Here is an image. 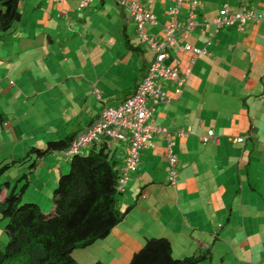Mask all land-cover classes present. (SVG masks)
<instances>
[{
	"label": "crops",
	"instance_id": "crops-1",
	"mask_svg": "<svg viewBox=\"0 0 264 264\" xmlns=\"http://www.w3.org/2000/svg\"><path fill=\"white\" fill-rule=\"evenodd\" d=\"M137 1L155 17V23L145 22V32L157 39L163 38V25L170 19L168 9L175 0ZM189 1L182 0L176 20H185ZM195 1L199 24L186 35L179 33L177 38L180 44L204 46L206 52L193 57L184 48L168 49L170 55L163 64L176 66L181 74L187 72V78L182 87L170 80L159 81L169 101L156 104L151 119L171 132L172 149L177 157L176 182H168L166 143L163 135L156 134L153 145L140 151L137 168L129 173L123 190L117 195L116 206L125 214L109 232L112 236L109 241L116 240L119 249L125 241L129 258L149 236L168 238L176 257L206 254L208 257L199 262L208 259V264L214 262L215 256L223 260V250H218V254L213 248L216 241L224 240L225 246L229 245L234 251L248 248L249 256L253 247L257 252L259 247H264V0ZM26 3L27 0H20L17 6L19 9L22 5L28 6L32 12H40L36 20L44 24L43 27L54 26H48L54 33H45L50 46L54 47L57 40L62 43L56 50L51 47L44 50L42 32L15 33L17 22L0 35V55L9 57L18 46L20 51L26 44L28 52L34 46L30 39L39 36L36 41L40 42L39 48L44 53L38 60L51 64V55L57 57V67L44 65L41 68L37 62H32L33 66L18 67L19 71L29 72L28 77L34 80L23 86L27 89L22 94L25 102L31 95H46L50 99L45 103L48 113L52 114L42 127L45 131L40 135L42 138L36 139L42 145L48 139L71 132L78 135L99 119L105 105L123 101L144 75L154 52L136 39L135 23L116 0H91L86 6H81L80 0H29V5ZM241 4L251 8L255 15L242 29L217 28L212 24L213 16L223 5L235 9ZM81 8L96 11L95 22L89 21ZM101 17L105 22L100 29ZM72 18L85 22L83 29L77 26L74 32L78 31L76 36L80 39H76V45L79 42L77 46L85 53L87 66L74 63L78 62L71 57V50L75 48L66 44L68 34L59 31L62 23L66 29ZM91 23L97 25V31H87ZM125 38L129 39L128 43L136 42L138 48H127ZM65 61L70 62L71 67L64 68ZM5 77L0 79V89L2 94H8L9 101L0 111V145H6L0 147V163L19 157L14 143H20L19 132L24 130L18 125L26 112L24 109L20 113L19 83ZM53 102H57V110L52 108ZM30 107L31 104L27 109ZM209 129H213L217 139L203 141L201 136ZM179 130H185L186 134H179ZM240 136L243 140L237 141L235 138ZM126 145V140H120L111 146L118 172L123 166ZM30 146L34 144L21 143L19 149L26 150ZM91 147L97 148L98 142L84 150L89 151ZM47 156L54 157V160L48 159V164L56 169L40 171L41 176L37 172L43 166L40 164L46 162V156L37 160L26 188L32 190L28 194L31 201L36 202L35 198L43 195L41 191L47 195H43L45 200L49 199L58 174L68 167L69 156L65 152ZM16 176L4 180L11 183ZM4 193L5 189L1 197ZM229 231L234 242L223 237ZM241 255L234 264L252 263ZM257 257L259 264H264V249H260Z\"/></svg>",
	"mask_w": 264,
	"mask_h": 264
},
{
	"label": "trees",
	"instance_id": "trees-1",
	"mask_svg": "<svg viewBox=\"0 0 264 264\" xmlns=\"http://www.w3.org/2000/svg\"><path fill=\"white\" fill-rule=\"evenodd\" d=\"M19 1L0 0V35L21 20ZM128 41L125 38L127 48H138L136 42ZM149 65L150 62L138 83L146 75ZM76 136L71 132L60 138L48 139L44 147L30 146L23 156L0 163L1 175L7 167L18 164L24 168V162L30 160L27 169L15 177L14 183L4 180L2 187L0 182V213L2 218H6L4 231L7 236L0 249V264H81L72 256V250L106 237L123 218L125 211L116 206L120 172L111 147L120 140L107 145L104 137L94 141L98 142L97 148L84 150L94 143L91 142L70 152L68 167L58 174L52 188L50 210L43 212L36 202L22 201V193L28 186L29 175L37 160L51 153L66 152ZM20 180L23 182L18 185ZM3 189L5 193L1 197ZM206 257V254L175 257L168 238L149 236L132 251L128 264H195ZM93 264L106 263L96 260Z\"/></svg>",
	"mask_w": 264,
	"mask_h": 264
},
{
	"label": "built area",
	"instance_id": "built-area-1",
	"mask_svg": "<svg viewBox=\"0 0 264 264\" xmlns=\"http://www.w3.org/2000/svg\"><path fill=\"white\" fill-rule=\"evenodd\" d=\"M91 0H80L81 6L87 5ZM117 4L127 10L128 18L136 25L137 39L146 43L154 52L148 71L142 80L137 84L134 92L116 105H105L101 110L99 119L89 126L84 132L79 133L72 141L69 149L65 152L70 154L77 151L82 145L99 141L104 137L107 145L116 140L127 139V153L123 166L118 177L117 188L123 190L130 171L136 169L139 163L140 151L153 145V137L161 134L165 139V157L168 162V182L175 184L177 177V157L172 149L171 132L162 125H156L151 121L155 105L166 103L169 97L166 91L160 86V80H170L177 86L182 87L186 82L187 72L179 73L176 66L163 64V61L170 55L169 48L174 46L177 50L184 48L196 56L205 53L204 46H193L191 44H180L177 35H186L190 30L199 24L197 21V7L195 0L189 1L188 12L183 22L176 20V14L182 0H175V4L168 9L169 21L163 25L164 36L157 39L148 35L144 30L145 22L155 23L154 14L137 0H116ZM255 18L251 8L241 4L235 9H229L227 5L219 8L212 18L215 27L235 26L242 29L246 22ZM176 60V56L172 57ZM194 58H192L193 61ZM95 92H97L95 90ZM179 134L185 135V130H179ZM214 137L213 129H209L201 139L207 141ZM242 141L243 137H236Z\"/></svg>",
	"mask_w": 264,
	"mask_h": 264
},
{
	"label": "rangeland",
	"instance_id": "rangeland-1",
	"mask_svg": "<svg viewBox=\"0 0 264 264\" xmlns=\"http://www.w3.org/2000/svg\"><path fill=\"white\" fill-rule=\"evenodd\" d=\"M29 5V0H27V3ZM94 4V3H93ZM83 8H81L80 10H82ZM95 9V8H94ZM20 11L22 13V19L21 21H18V23L16 24V27L13 31H17L15 33H28V32H42V37H43V43H44V47L43 49L46 50L48 49L50 46V43L46 40V32L48 33H54L55 31L53 29H51L48 26H52L54 28L53 25H45L46 27H43L44 24H40L37 23L38 21L36 19H38V17H40V12L37 11H31V9L27 6V7H23V5L20 8ZM81 13L86 14L90 19H88L91 22H95V20L93 19V16H95L96 11H94L91 8H86L83 9ZM32 22H36L37 24H32ZM104 19L103 17H101L100 22H99V26L100 29L102 28V23H104ZM69 23V22H68ZM70 24V26H69ZM66 24L67 27L65 29V24L62 23V28L59 29L60 32L68 34L67 36L69 37L67 39L66 44L71 48L74 47V50H71V57L73 58V60H77L78 62H74L76 65L77 63H83L85 66H87V61L84 58L85 57V53L82 51L80 46L78 47V41H79V36L77 38L76 34L74 30H76L77 26L83 29V27L85 26V22H76V20H74V18L71 19L70 23ZM68 26L70 27V29L68 28ZM50 30V31H49ZM87 31L89 32H95L97 31V25L92 24L91 23V27L87 28ZM111 34V33H110ZM37 35V34H36ZM39 38V36L37 37ZM37 38H32L30 39L32 42V44L36 47H32L30 51L27 52V44L25 45V47L22 49L20 48V51H18L19 47H17V50H15L14 52H12L11 54H9V57L6 56H2L0 55V79L3 78L4 76L7 77L6 80H11V79H15L17 80V82L19 83L18 89V100L20 101V113L24 112V109H26V112L24 114H22L21 116V123L18 125L19 129L21 131L24 130L23 133L19 132L20 136H19V142L17 143L15 142L14 145H16V150L17 153L16 155L21 157L23 156L26 152V150H21L19 149V145L21 143L23 144H34L39 146L40 142H38L36 139L42 138L41 133H44L45 131L42 129V127L44 128V125L46 124V119L49 118L51 116V112L48 113L49 110L46 109L47 104L45 103V101L50 102V99L48 97H46V95L42 96H37V95H31L28 99V102H25V98L22 96L23 91L27 90L25 88H23L24 85L27 84H31L34 80L30 79L28 77L29 72L26 71H19L18 67L22 68V66H33L32 62H37L36 64L38 66H40L41 68H44V65H51L53 67H57L58 62L56 61L57 57L54 55H51V64L48 62L46 63L44 60H38L39 57L41 58L42 53H44V51H42L39 48V44L40 42L36 41ZM76 39L78 40L77 45H76ZM87 40V37H86ZM24 43H27L26 40L23 41ZM86 42V41H85ZM62 43V41L57 40L54 41V47H51L52 49H57V45ZM76 45V47H75ZM22 47V46H21ZM30 47V46H29ZM101 47V45H100ZM78 48V50H76ZM72 49V48H71ZM31 52V53H29ZM86 52V51H85ZM87 54V52H86ZM88 56V54H87ZM43 57V56H42ZM8 58V59H7ZM88 60L89 63L91 62V60L89 59L88 56ZM66 66L65 67H71V63L65 61L64 63ZM61 68V66H59ZM39 69V68H38ZM47 70V72L49 73V70L47 68H45ZM62 70V68H61ZM28 71V70H27ZM90 71V70H89ZM30 76V75H29ZM5 77V78H6ZM9 93V92H7ZM8 94H2V91L0 89V111L7 107L8 105V101L7 100ZM10 99V98H9ZM33 102V103H32ZM29 104L32 105V108H28ZM52 108L54 110H57V102H53L51 103ZM52 109V110H53ZM22 126V127H21ZM38 127V128H36ZM36 128V129H35ZM127 141V139H126ZM30 142V143H29ZM45 143H42V147H44ZM4 146L6 145H0L1 148H4ZM19 154V155H18ZM57 157H59V155H57ZM62 158V156H60ZM45 158V163L42 162L40 164V167L42 166L41 170H38L37 167V174H40V171H47L49 170L53 165L48 164V159L51 161L54 160V157L52 156H46ZM51 158V159H50ZM30 160H27L24 162V165L27 169V164ZM58 161V160H57ZM56 161V162H57ZM23 164V163H22ZM20 164V165H22ZM50 165V167L48 168V166ZM23 167L20 168L19 165L15 164V165H11L9 167H7L3 173L0 175V182H1V186L4 187V183L3 180L4 178L7 179V177H13L16 176L18 174V171L21 172L23 169ZM53 169H56V167H52ZM63 170V169H62ZM65 170V169H64ZM64 172V171H63ZM20 175V174H19ZM18 175V176H19ZM41 175V174H40ZM17 176V177H18ZM42 176V175H41ZM40 176V177H41ZM15 178V177H14ZM15 179H13V183H14ZM21 182H23V180H20L17 184L19 185ZM34 187H36V185H33V190ZM32 191V190H31ZM30 189H25V191L22 193V201H29V200H33L31 198H29L28 194H31ZM41 191V190H40ZM41 193L44 196H47L46 193L42 192ZM39 194V193H38ZM43 195H40L36 200L37 205H39L40 209L43 212H47L48 210H50L52 208V200H51V193H50V197L49 199L45 200V198L43 197ZM119 198V196H118ZM35 202V201H34ZM6 222V218H2L1 217V213H0V249H2L4 243L7 240V236L5 234L4 231V225ZM159 235V234H157ZM222 235H223V231H222ZM232 233L226 232L224 233L225 240H233V237L231 236ZM112 238L111 234H109L106 238H101V239H97L96 241H94L91 244H88L86 246H80V247H75L72 250V256L79 261L81 264H93L96 260H100L106 264H128L129 262V248L127 247V245L125 244V241L121 244L122 248L119 249L118 242L116 240H111L109 241V239ZM143 242V241H142ZM219 246V247H218ZM216 252L219 251L218 250H223V260H220L219 258H217L216 256L214 257V262H212L211 264H234V262L236 261V259H240L242 258L241 254L245 255V258L248 257V259H246L247 261H250L252 263L250 264H259L258 262V254L260 252V249H264L263 246L258 248V252L256 251L257 249L253 247V251H252V255L249 256L248 254V248H241V249H236V251H234L231 247H229V245L226 247L225 246V241L223 240V242L219 243L218 241L215 242L214 247H213ZM131 252V251H130ZM257 255V256H256ZM176 257V256H175ZM198 264H208V259H206L205 261L199 262Z\"/></svg>",
	"mask_w": 264,
	"mask_h": 264
},
{
	"label": "clouds",
	"instance_id": "clouds-1",
	"mask_svg": "<svg viewBox=\"0 0 264 264\" xmlns=\"http://www.w3.org/2000/svg\"><path fill=\"white\" fill-rule=\"evenodd\" d=\"M66 154H67V153H66ZM67 155H69V154H67ZM136 168H137V167H136ZM130 172H131V171H130ZM130 172H129V173H130ZM128 176H129V174H128ZM119 191H122V190H119Z\"/></svg>",
	"mask_w": 264,
	"mask_h": 264
}]
</instances>
